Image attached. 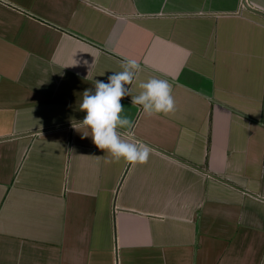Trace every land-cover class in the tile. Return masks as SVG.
Wrapping results in <instances>:
<instances>
[{
    "label": "crops",
    "instance_id": "crops-1",
    "mask_svg": "<svg viewBox=\"0 0 264 264\" xmlns=\"http://www.w3.org/2000/svg\"><path fill=\"white\" fill-rule=\"evenodd\" d=\"M126 57L141 163L73 127ZM0 264H264V0H0Z\"/></svg>",
    "mask_w": 264,
    "mask_h": 264
},
{
    "label": "clouds",
    "instance_id": "clouds-1",
    "mask_svg": "<svg viewBox=\"0 0 264 264\" xmlns=\"http://www.w3.org/2000/svg\"><path fill=\"white\" fill-rule=\"evenodd\" d=\"M121 67L123 70L112 72L107 81L95 80L94 87L84 90L79 110L85 115L82 120L75 121L73 127L77 130L86 128L88 132L83 135L91 136L97 148L107 151L117 161L146 162L151 149L133 136L134 123L123 114L125 108L121 100L130 96L131 104L140 106L149 116L167 114L175 108L172 84L167 79L153 76L141 82L139 93L133 95L130 85L141 70V64L135 58L126 57Z\"/></svg>",
    "mask_w": 264,
    "mask_h": 264
}]
</instances>
